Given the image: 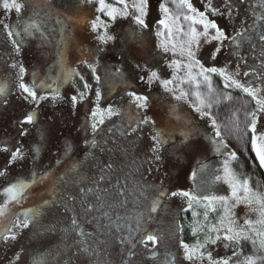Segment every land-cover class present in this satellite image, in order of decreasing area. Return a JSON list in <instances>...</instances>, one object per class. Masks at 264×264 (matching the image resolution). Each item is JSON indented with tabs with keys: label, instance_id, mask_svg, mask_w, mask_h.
<instances>
[{
	"label": "rangeland",
	"instance_id": "rangeland-1",
	"mask_svg": "<svg viewBox=\"0 0 264 264\" xmlns=\"http://www.w3.org/2000/svg\"><path fill=\"white\" fill-rule=\"evenodd\" d=\"M166 1L148 0L149 8L143 17L145 26L142 27L134 20L138 13L133 5L139 0H123V3L104 0L105 5L117 9L115 18L108 16L106 9H101L99 0L82 4H78L77 0H48L50 9L44 0H39L40 7L32 6L27 12L30 16L41 14L38 19L43 20L40 24L46 35L36 29L30 33L24 31V27L33 22L23 9L16 13L14 9L0 7V89H3L0 92V172L4 173L0 175V205L8 200L5 188L11 184L24 181L32 186L36 182L31 181L38 182L46 173L45 179L56 173L42 195L25 199L30 190L28 187L19 203L9 201L8 214L0 217V264H37L34 262L37 256H48L49 262L40 264H61L64 255L73 256V243L65 229L68 222L61 213L64 191L71 185L72 179L66 184H61L62 180L59 179L60 159L71 152L86 154L76 169L82 181L95 180L108 164L112 165V169L123 164L135 169L143 185L164 193L160 196L166 203H162V212H157L155 217L159 224L157 241L123 240L121 249L117 250L113 245L109 264L119 263L122 249L127 264H157L158 261L152 258L154 252L158 251L159 256L165 253L173 255L180 248L184 249L182 243L192 248L197 246L198 241L204 245L200 250L211 252L214 259L232 257L233 251L239 253L237 257H232L230 264H237V260L243 261L244 257L253 254V245L249 241H245L247 244L243 241L240 244L231 243L227 248V242L223 240L215 244L206 243L208 227L217 225L224 209L216 203V210L208 211V219L205 220L207 202H193L189 207L188 198L181 195L182 192L229 195L227 184L210 183L217 170H222L225 159L216 153L212 140L170 137L155 132L140 122L137 116L142 109H137L133 98L128 95L134 92L148 96L149 108L157 101L152 91L153 87H159V83L156 80L149 83L148 76H144L140 67L137 68L139 63L136 64L139 61L147 64L154 62L152 55L163 62L167 61L176 75L175 80L168 72L152 70L157 73L160 82L172 81L169 84L172 88H168L179 91L177 83L181 86L193 81L188 75V41L191 30L195 28L197 32H203V26L176 17L166 6ZM161 3L169 9L168 13L160 10ZM189 3L198 12H205L207 18L214 21L227 37L213 40L210 37L215 35L216 30L209 29V38L200 36L198 42L191 44L195 60L204 68H224L228 75L241 83L264 88V83L256 79L254 73L256 66L264 68V56L261 55L264 44L259 40V34L264 33V19L257 20L253 15L254 12L264 15L260 0H243V3L241 0H211V6L219 9L216 14L210 8L206 10L209 0H189ZM69 16L71 19L67 18ZM160 20L165 23L160 24ZM62 21L68 24V30L62 32L63 40L70 45L71 53L76 55L74 65L69 63L60 71L57 69L59 75L56 69L47 67L45 73L50 72V75H42L52 51L48 31L55 35L56 49L59 51L61 39L58 32L63 29ZM94 21L98 25L95 30L92 29ZM5 25L9 27L5 28ZM9 31L11 36L8 35ZM133 32L136 33L137 42L135 52L141 60H137V54H130L129 51L134 45ZM237 32L242 35L237 36ZM105 33L123 37L124 45L121 42V50L117 54L109 52L114 47V39L107 42L98 39ZM104 47H107L105 51ZM21 68L24 69L23 73ZM93 68L95 74L91 72ZM199 71L196 66L191 69L196 80H202ZM245 72L249 75L245 76ZM208 75L212 79H221L224 86V79L218 73ZM140 77L145 80L140 85L135 87L128 84V79L139 81ZM21 83L36 93V100L19 88ZM114 83L128 84L130 87L120 88L113 86ZM162 89L165 88L162 86ZM261 94L264 95V92ZM73 96L76 97L75 104L72 102ZM109 108L114 114H108ZM94 110L97 112L95 117L92 115ZM28 114L33 115L31 122L26 121ZM100 119H103V123H99ZM93 123H97L95 133L91 127ZM257 128L264 132V113L258 114ZM158 134L162 143L156 139ZM93 139L97 142L96 147L91 146ZM67 145H71L70 151ZM16 149H20V156L9 163L11 152ZM66 172V176L74 173L71 169ZM45 201L51 203L45 204ZM30 209H39L40 215L34 222L30 221L28 227L22 224L17 226L18 218L23 221V214ZM233 211L237 225L243 224L245 219L255 221L258 218L257 213L244 204ZM9 228L11 233L7 231ZM13 234L15 239H4ZM116 243L119 247L120 243Z\"/></svg>",
	"mask_w": 264,
	"mask_h": 264
},
{
	"label": "snow or ice",
	"instance_id": "snow-or-ice-1",
	"mask_svg": "<svg viewBox=\"0 0 264 264\" xmlns=\"http://www.w3.org/2000/svg\"><path fill=\"white\" fill-rule=\"evenodd\" d=\"M91 3L92 0H77L78 4L82 3ZM119 3H123V0H118ZM45 5L50 9L51 4L48 3V0H44ZM241 3H243V0H241ZM99 4L101 9H106V14L110 17L115 18V15L117 13V9L115 7H109L105 5L104 0H99ZM181 5L186 6L188 11L191 13H195L194 16H188L186 15L184 17L185 20H192L193 23H198L203 26V32H197L195 28L191 30V38L188 41V48H187V56L189 58L190 63L187 65L189 68V77L190 79L194 80L196 82V87H200L201 81H197L195 77L191 74V69L193 66L199 67L200 71L198 75L202 78V82L207 86V93L202 94L199 91H196L193 93V95L196 98L197 103L193 104L194 110L198 112L202 117H208L211 123V127L214 131V136H210L209 139L212 140V143L215 147V151L218 155H222L225 157V159L222 162V170L218 169L217 174L214 175V179L210 181V183H224L227 184L229 188V195L222 196V195H197L190 192H182L181 195L188 198L189 201V207L192 206L193 202L200 203L201 201L207 202L205 204L206 211L204 213L205 220L208 219V211H215L214 205L216 203H219V205L224 209V214L221 215L220 220L217 222V225H211L208 227V233L205 236V242L215 244L218 240L226 241L225 247H229L231 243L240 244L241 241H249L253 245V254L248 255L244 257L243 261L237 260V264H264V255H258V252L264 253V193L260 191H254L249 186V179L248 178H241L237 173L231 168L230 162L232 160H235L237 157V153L235 151H231L229 149L228 144L225 142V138L222 135L221 127L217 124V121L212 117L211 115V108L213 104H219L221 103V96L217 95L215 99H213V93L215 92V89L213 88L211 76L208 75L210 73H218L223 79H224V88H233V89H239L244 94H247L252 98L253 101H255L256 108L252 112L246 113V119L250 118V122L246 125V130L244 131V135H247V133H251L250 136V145H251V151L255 155V159L259 162V167L264 168V132L258 131L257 128V120H258V114L264 113V95L261 93L264 92V88L261 87H255L251 83H241L240 80L234 78L231 75H228L226 70L224 68H204L202 65L199 64V61L195 60V54L191 50V44L193 42H198V37L204 36L206 39L209 38V29H215V35L211 36L210 38L213 40H222L226 39L224 32L217 26V24L209 20L207 16L205 15V12H198L195 8H193L192 4L189 3V0H181ZM3 8L5 10H12L14 9L16 13H20L24 5L22 3H18L17 0H3ZM33 7L38 8L40 5L36 4ZM228 7H231V4H228ZM260 7L264 8V0H260ZM133 8L137 15L134 16L135 22L140 26H145V20L144 16L149 8L148 0H139L138 3H135L133 5ZM159 8L164 13H168L169 9L161 3L159 5ZM211 9L213 14H216L219 12V9H216L211 6V0H209L208 5L206 6L207 9ZM38 14V13H37ZM253 15L256 17L257 20L264 19V15H257L255 12ZM68 19H71V17H67ZM99 18H97L98 20ZM160 24H164V20L159 21ZM97 23L94 21L92 23V29L95 30L97 28ZM8 25H5V28H8ZM37 28L36 23L28 24L24 27V31L26 33H30L32 29ZM8 35L11 36L12 33L9 31ZM237 36H241L242 33L237 32ZM116 37H113L112 35L108 34H102L98 37L99 40L103 42H107L110 40L115 39ZM127 38V37H126ZM132 38H136V33H132ZM259 40L262 44H264V33L259 34ZM167 50V49H165ZM219 51V49H217ZM261 55L264 56V49H262ZM21 73H23L24 69H20ZM93 73L95 74V69L93 68ZM245 76H248L249 73L245 72ZM97 79H99L97 77ZM158 79L157 73L155 71H152L148 76V82L151 83L153 80ZM256 79L261 80L262 83H264V74L256 76ZM141 80H143V77H141ZM172 83V81L163 80L161 81L162 86L165 88L166 91H173V89L168 88V85ZM88 85L85 84V88H87ZM19 88L28 94V96H31L33 100H36V93L32 91L29 87H27L25 84L21 83L19 84ZM3 89H0V92H2ZM99 91H97V98H99ZM129 96L133 98V103H135L137 108L144 109L148 107L149 97L144 95H137L136 93H128ZM188 93L181 92L180 95L176 96L175 99L181 100V99H187ZM44 97H40V99H43ZM82 98V94H81ZM222 99L224 101H230L232 99L231 95L228 93L223 94ZM72 102L75 104L76 97H72ZM207 109V110H206ZM108 114L112 115L114 114L113 110L109 108ZM93 117L97 115V112L94 110L92 113ZM235 115V114H234ZM33 120V115L28 114L26 116V121L31 122ZM147 117L144 118V121L146 122ZM99 123H103V119H100ZM92 131L95 133L97 130V123L92 124ZM234 134L240 135L241 129L239 128V123L237 122L235 127L232 129ZM23 135V133H21ZM186 135V134H185ZM158 140V143H162L163 141L159 140V134L156 138ZM247 143V141L245 142ZM91 146L96 147L97 142L95 139L91 141ZM67 150H71V145L66 146ZM5 151H8L7 148L4 149ZM20 156V149H16L15 151L11 152V159L9 163L12 162V160L17 159ZM107 168H111L112 165L108 164L106 166ZM207 167V166H204ZM104 170L102 169V172ZM3 172H0V175H3ZM48 174L46 173L45 176L40 177L39 181H43L45 177ZM195 175V174H194ZM63 180V177L59 178ZM104 179V176L101 175L100 181ZM37 182L36 180L31 181V183ZM97 184H99V181H96ZM29 187L28 182L24 181H18L14 184H11L7 188H5V192L7 194L8 200L5 202L4 205H0V217H5L8 214L9 211V201L19 203L20 200L23 198V193L26 188ZM82 194L86 195L87 193H96V200L100 201V207L104 206V197L101 195V192L107 193L108 189H92L89 188L87 190L81 189L80 190ZM161 196L164 195L163 192L160 193ZM172 195H176V193H173ZM69 199H74V197L69 196ZM231 203V207H229V203ZM45 204L51 203L50 201H45ZM158 200L153 201L151 211L155 212L158 206ZM244 204L245 206L249 207L252 211L257 213V219L255 221L251 219H245L243 224L237 225V221L235 219V214L233 209H235L238 205ZM255 205V208H252V206ZM92 205H88V210H92ZM23 221H19L18 218V225L20 226L22 224L23 227H28L29 222H34L36 218L40 215L39 209H30L26 211L24 214ZM105 216H107V213H104ZM193 215H196L193 213ZM71 228L73 231L77 233V235L80 237L79 240L74 241V244L77 246V251L73 253V256L78 255H84L89 258L93 256H99L98 248L97 247H91L85 238L86 236H90L91 234H86L84 231L80 228L77 219L74 217L71 221ZM9 233H11V228L7 229ZM212 233H216L215 236L212 235ZM221 233H223L221 235ZM193 234H196V229H193ZM15 239V235L11 236H5L4 239ZM147 240L156 241V237L154 235H148ZM102 243V242H101ZM185 249V259L189 261L194 260H207L208 264H230V261L232 260V257H237L239 253L236 251H233L232 257L228 258H220V259H214L211 252H203L200 251L201 248H204L203 244H200L199 241L197 242V246L189 248L188 245L183 244L181 245ZM71 257L69 258V261L66 262V264H70ZM93 264H99V261L93 262Z\"/></svg>",
	"mask_w": 264,
	"mask_h": 264
},
{
	"label": "flooded vegetation",
	"instance_id": "flooded-vegetation-1",
	"mask_svg": "<svg viewBox=\"0 0 264 264\" xmlns=\"http://www.w3.org/2000/svg\"><path fill=\"white\" fill-rule=\"evenodd\" d=\"M254 73L256 76L264 74V68L256 66ZM85 155L81 152H71L60 159L59 171L60 176L63 177L60 183L66 184L72 179L71 185L67 186L66 191H64L61 213L68 222L65 229L71 237L73 253L77 251L74 241L80 239L71 228V221L75 217L84 233L91 234L85 238L91 247L98 248L99 256L91 258L84 255L72 256L70 264H93L95 261H99V264H109L113 245L117 250L121 249L123 240L146 241L148 235H154L157 241L159 224L155 217L157 212L158 214L162 212L164 207H162V203H166L162 200L160 191H154L152 188L143 185L135 169L133 167L127 168L123 164L117 165L114 169L105 168L95 180L82 181L76 169L79 162H82L85 158ZM69 169L74 173L66 176L68 174L66 171ZM55 175L29 186L30 190L27 191L25 199L42 195L53 177H56ZM101 175L104 176L102 181H100ZM96 181H99V184ZM89 188L108 189L107 193L101 192L104 197L103 207H100L101 202L96 200L95 192L84 195L80 191ZM69 196L74 197V199H69ZM157 200L159 202L157 209L152 212L153 201ZM88 205L93 206L91 211L88 210ZM105 212L107 216L104 215ZM116 242L120 243L119 247H117ZM69 251L70 249L67 252ZM123 251L122 249L119 252L118 264H127L122 255ZM184 257L185 249L181 248L173 255L165 253L159 256L158 251L152 254V258L158 261L157 264H208L206 259L203 261L198 259L189 261ZM69 258L70 256L64 255L61 264H66ZM34 262L37 264L47 263L49 262L48 256H37Z\"/></svg>",
	"mask_w": 264,
	"mask_h": 264
},
{
	"label": "trees",
	"instance_id": "trees-1",
	"mask_svg": "<svg viewBox=\"0 0 264 264\" xmlns=\"http://www.w3.org/2000/svg\"><path fill=\"white\" fill-rule=\"evenodd\" d=\"M9 2H11V0H9ZM95 2H97V0H95ZM18 3H22L24 5L22 9L29 17V20L37 24V28L35 29L38 30L40 34L43 33L44 35H46L43 32V29L40 24V22H43V20L41 21L40 19H38L41 14H34L35 16H30V14L28 15L29 12H27L30 8L32 9V6L39 4V0H19ZM165 3L166 6L171 10V12L176 17H179L181 19H184L186 15L189 16V14L191 13L188 11L186 6L181 5V2L179 0H167ZM2 5L3 0H0V7H2ZM153 7L154 5L151 6V10ZM42 13H47V11ZM58 13L60 14V11H58ZM67 26L68 24L63 22V29L58 32L60 33L61 39V49L59 51L56 49V43L54 40L55 35L51 33L52 31H48V35L51 36V39H49L48 41L51 45L52 51L50 59L48 60L43 71L41 72L42 75H50V72L45 73V69L47 67H53L54 70L58 69L60 71V69H62L63 67H67L69 63L71 65H74L76 55H73L71 53V49L69 48L70 45H68V43L63 40L62 32L64 29L68 30ZM121 42L123 44V37H116L113 42L114 47L109 52L117 54L118 51L121 50ZM136 45L137 42L134 39V45L131 46V49L129 50L130 54H137V51L135 52ZM106 49L107 47H104V51ZM130 54L128 56H130ZM136 56L138 57L136 58L137 60H141L138 54ZM151 57H154L155 61L150 62V64L144 63L143 61L136 62V64L139 63L137 65V68L140 67L144 76H149L152 70L157 69V71L163 70L165 73L168 72L171 75V78L174 77L176 80V75L172 72V70H170V64L167 61L163 62L161 58L159 59L155 55H152ZM157 59L158 61H156ZM96 69L98 68L96 67ZM58 70L57 75H59ZM121 79H123L122 76ZM128 80V84H134L135 87L140 85L142 81L141 77L139 81L137 80L138 83L140 82L139 84L137 83V81L131 80V78ZM155 80L159 83V87H153L152 91L156 95L155 98L157 101L155 102V104L150 108L147 107L142 110H140L139 108L140 113H138V108L135 109L136 113H138L137 117L140 122L144 121V118L147 117V121L143 122L144 125L152 128L157 133H162L170 137H195L198 139L209 141V137L214 136V131L211 127L210 120L208 119V117H202L198 112L194 110L193 107V104L197 103L193 93L196 91H199L202 94L207 93V86L202 82V80H197L201 81L199 88L196 87V82L193 80L186 83L187 85L182 84L181 86H179V84L177 83L179 91H174L173 89V91L171 92L162 89L159 77ZM211 80L213 88L215 89V92L213 93V99H215L217 95L221 96V103L213 104L210 110L211 115L217 121V124L220 125L222 135L224 136L225 142L228 144L229 149L237 153L236 159L230 162V166L241 178L246 177L249 179V186L252 189L264 193V172L263 169L259 167L258 161L255 159V155L251 151V133H247V135H244L246 125L250 122V118L246 119V113L252 112L256 108L255 101H253L251 97L245 95L240 90L225 89L221 82V79L219 78L214 77L213 79L211 78ZM143 81L145 80L143 79ZM36 84L40 86L39 82H37ZM128 84L121 85L114 83L113 86L117 85L120 88H128L130 87L128 86ZM168 86L172 88L171 85ZM40 87H42L43 89V86ZM182 91L188 93L187 99H175V97L180 95ZM225 93L231 95L232 99L230 101H224L222 99L223 94ZM237 122L239 123V128L241 129L240 135L234 134L232 131ZM246 141L247 143H245ZM243 242L247 244L245 241ZM249 248L250 250L252 249L250 246ZM261 255H264V253H261Z\"/></svg>",
	"mask_w": 264,
	"mask_h": 264
}]
</instances>
